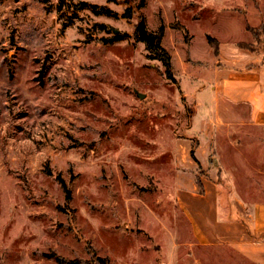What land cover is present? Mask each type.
Listing matches in <instances>:
<instances>
[{"label":"rangeland","instance_id":"obj_1","mask_svg":"<svg viewBox=\"0 0 264 264\" xmlns=\"http://www.w3.org/2000/svg\"><path fill=\"white\" fill-rule=\"evenodd\" d=\"M41 1L0 0V264H213L175 200L193 83L168 79L133 25L161 20L173 51L219 20L264 32V0H85L110 16ZM106 28L129 34L103 43Z\"/></svg>","mask_w":264,"mask_h":264},{"label":"crops","instance_id":"obj_2","mask_svg":"<svg viewBox=\"0 0 264 264\" xmlns=\"http://www.w3.org/2000/svg\"><path fill=\"white\" fill-rule=\"evenodd\" d=\"M60 1L64 5L56 6L57 11L72 9L68 0ZM144 4L139 0L137 5ZM103 7L109 11L77 8L112 15ZM123 16L130 18L128 8ZM219 22L222 29L194 34L173 51L164 44L167 26L161 39L174 78L193 83L181 91V96L191 97L193 112L190 134L176 138L175 200L188 225L189 250L197 249L207 259L211 255L213 264H264V32L240 28L234 33ZM70 25L62 23L61 29ZM106 30L112 34L102 38L103 43L120 42L129 34ZM215 143H220L218 164L227 176L225 183L217 178L220 173L210 172L216 162Z\"/></svg>","mask_w":264,"mask_h":264},{"label":"trees","instance_id":"obj_3","mask_svg":"<svg viewBox=\"0 0 264 264\" xmlns=\"http://www.w3.org/2000/svg\"><path fill=\"white\" fill-rule=\"evenodd\" d=\"M73 5V4H72ZM75 6L89 5L92 9L96 7L94 4H88L87 2L80 1L74 4ZM97 12H108L109 10L100 6ZM182 29L184 27L182 26ZM164 33V25L161 23L157 29L151 30L147 27L144 17L140 16L134 24L133 37L136 41L144 43L146 50V57L148 59H158L164 66V74L168 79H175L171 70V60L169 52L162 46L161 39ZM208 39H211L208 36ZM191 155L193 151L191 150ZM220 173V166H217V175Z\"/></svg>","mask_w":264,"mask_h":264},{"label":"water","instance_id":"obj_4","mask_svg":"<svg viewBox=\"0 0 264 264\" xmlns=\"http://www.w3.org/2000/svg\"><path fill=\"white\" fill-rule=\"evenodd\" d=\"M136 94H137L139 97H143V93H141V92L136 91Z\"/></svg>","mask_w":264,"mask_h":264}]
</instances>
